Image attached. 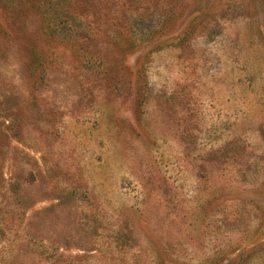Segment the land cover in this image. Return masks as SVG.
<instances>
[{"label": "rangeland", "instance_id": "1", "mask_svg": "<svg viewBox=\"0 0 264 264\" xmlns=\"http://www.w3.org/2000/svg\"><path fill=\"white\" fill-rule=\"evenodd\" d=\"M263 249L264 0H0V264Z\"/></svg>", "mask_w": 264, "mask_h": 264}, {"label": "trees", "instance_id": "2", "mask_svg": "<svg viewBox=\"0 0 264 264\" xmlns=\"http://www.w3.org/2000/svg\"><path fill=\"white\" fill-rule=\"evenodd\" d=\"M258 253L264 255V254H263V253H264V249H263V250H260V251H257V252H256L254 255H252V256H249V257L247 258V260L251 259L253 256H256V257L259 256ZM259 258H261V257L259 256Z\"/></svg>", "mask_w": 264, "mask_h": 264}]
</instances>
